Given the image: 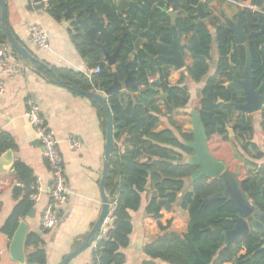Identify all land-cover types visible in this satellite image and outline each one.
<instances>
[{
    "label": "trees",
    "instance_id": "trees-1",
    "mask_svg": "<svg viewBox=\"0 0 264 264\" xmlns=\"http://www.w3.org/2000/svg\"><path fill=\"white\" fill-rule=\"evenodd\" d=\"M128 1L102 0L103 15L99 12L95 0H48L46 9L56 22L62 21L66 5L72 9L69 18L79 15L82 19H88L86 24H72L71 30H68L70 39L80 57L87 60L89 69L100 67L98 74L89 77L65 68H52V72L46 70L52 80L68 83L74 88L72 92L76 95L79 94L76 89L103 92L112 84L113 73L104 61L102 48L112 54L121 40L120 57L115 66L117 80H125L127 65L136 81L135 87L106 98L112 115L114 147L106 171L104 191L110 204L115 203V206L109 214L106 237L99 240L92 249L94 264L125 263L121 250L128 247L129 235L132 232L129 212L139 209L140 194L145 192L148 183L153 195L145 212L156 221L159 235L144 246L143 254L148 260L143 264H154L153 261L156 260L165 264H264V249H260L262 242L258 235L249 234L224 246L223 236L213 231L230 230L232 223L228 220L239 216L227 198L204 204L205 200L223 192L221 180L216 178L209 181L206 177H201L191 182V191L183 192L184 181L195 172V167L182 164V156L175 150L187 156L192 152L171 130L155 131L163 115L157 103L160 93L164 94L173 110H181L189 103L188 88L184 85L182 77L177 85H169V69L160 71L148 67L140 61L141 53L133 60L130 57L140 40L147 41L144 49L149 54H156L158 49L149 39L146 32L148 28L162 41L169 39V21L161 8L172 0H135L139 8L131 24L122 18V15L126 14L128 19ZM188 1L191 4L197 2ZM190 29L201 39L200 47L193 51L195 62L189 72L193 81L198 82L207 73L210 36L206 28L200 25H192ZM218 35V74L229 78L228 71L232 66L235 77L241 78L244 60L242 47L235 46L236 41L229 30H220ZM0 41L6 43L1 27ZM12 53L18 58L14 51ZM89 56L90 59H87ZM34 64L36 69L44 73V68L38 65V62ZM157 71L160 75V88L151 82ZM229 101L236 104L241 102L240 88L233 85L224 89L210 78L202 89L198 108L207 150L215 160L223 162L226 169L235 175L247 199L257 210L264 213V166L242 161L234 152V140L243 151L250 153L253 159H261L263 153L251 143L253 130L247 117L237 116L230 127L235 110L228 105ZM91 103L96 108L101 128L104 130V111L95 102ZM261 126L264 132V118ZM227 128L233 133L232 139ZM177 135L182 141L192 140L191 134L181 133L180 130H177ZM14 148L11 136L1 132L0 156ZM10 177L12 182L17 181L13 188V197L20 199L1 227V233L8 239L12 238L19 220L26 217L33 207L29 195L32 193L30 188L36 181L31 170L20 161L13 163ZM174 204H179L188 214L189 221L185 233L170 230L169 222L166 226L160 222V212L169 211ZM207 228L211 229L210 233L206 231ZM24 249L27 264H46V252L39 234L28 233Z\"/></svg>",
    "mask_w": 264,
    "mask_h": 264
},
{
    "label": "crops",
    "instance_id": "crops-1",
    "mask_svg": "<svg viewBox=\"0 0 264 264\" xmlns=\"http://www.w3.org/2000/svg\"><path fill=\"white\" fill-rule=\"evenodd\" d=\"M6 8L9 29L37 59L38 65L44 68V73L36 69L34 65L37 63H25L10 50V62L17 64L18 74L11 78H4L5 90L0 94V133L5 132L13 139L15 148L11 150V165L15 161L22 162L31 170L35 180H41L45 190L41 201L32 204V208L35 209L33 217H29L27 214L19 222L24 221L27 224V234L32 232L41 236L43 249L46 252V264H58L64 256L83 242L101 212L99 182L104 164L106 127L104 130L101 128L96 108L91 100L80 94H74L71 89L61 85L59 81L52 80L45 72L52 68H65L87 76L91 71L87 66V60L80 57L75 50L70 39V32L62 21L56 22L42 6L41 9H36L32 0H6ZM36 25L46 30L50 41L49 49H37L28 43V28ZM143 43L144 41L141 40L137 46L141 47ZM135 54L134 51L130 59ZM185 61L190 66L191 58L188 54H186ZM211 62L213 63V54ZM211 73H213V64L208 70V74ZM188 74L186 70L173 71L169 69L167 79L169 85L175 86L183 75L187 77L184 85L188 88L190 99L186 108L173 110L172 115H167L159 98L157 102L163 115L160 117L155 131L169 129L182 144L185 141H182L177 135V130L192 135L190 115L193 111L197 113L199 111V107L192 111L188 110L192 104L191 89L188 83L191 78ZM153 81L154 78L151 79V82ZM203 84V81L197 84L199 93L196 96V105L199 104ZM29 96H34L38 100L46 125L54 131L59 141V150L64 160L65 177L70 188L67 202L58 210V223L49 231H43L39 221L40 212L48 201L49 174L40 144L24 118L25 102ZM251 116L252 143L264 154V138L259 129V115L252 114ZM235 117H233L230 127L234 123ZM186 118H189V126L184 123ZM70 134L81 142L79 150L74 151L69 148L66 138ZM233 148L242 161H251L258 166H264V156L261 159H253L250 153L243 151L238 144H235ZM175 151L181 154V163L187 164L190 155ZM2 156L3 154L0 156V264H17L10 259L8 253L12 238L8 239L2 234L1 227L20 198L16 200L13 197V188L17 181L12 182L10 177L12 176V166L7 165ZM191 182L190 178L184 181L183 192L190 191ZM20 187L22 186L20 185ZM152 195L153 190L150 189L148 183L145 192L140 194L139 209L129 212L132 232L129 235L128 247L121 250L125 256L124 264H143L145 260H148L143 254V248L159 235L156 221L145 212ZM160 214V222L163 226L169 222L170 230L178 233L186 232L189 218L187 212L182 210L179 204H174L169 211L162 210ZM91 256L92 248L90 247L70 264H86ZM153 262L154 264H165L157 260Z\"/></svg>",
    "mask_w": 264,
    "mask_h": 264
},
{
    "label": "water",
    "instance_id": "water-1",
    "mask_svg": "<svg viewBox=\"0 0 264 264\" xmlns=\"http://www.w3.org/2000/svg\"><path fill=\"white\" fill-rule=\"evenodd\" d=\"M32 2L36 5V9H41V0H32ZM112 2H114V0H112ZM95 4L101 15H103L102 0H95ZM178 6V0H174V5L172 9L174 14L170 15L171 19L175 18V12L177 11ZM138 8L139 5L135 0L128 1L126 10L129 14V20L127 21L128 24H131L134 21L135 13ZM197 12H199V7L197 8ZM71 14L72 9L68 5H66V11L63 15L62 23L68 30H71V26L73 23L86 24L88 21L87 18L82 19L79 15H75L72 18H69ZM0 27L4 31L6 43L9 46L10 50L14 51L25 63L38 62L37 59L27 50V48L15 38L14 34L9 29L7 22L6 0H0ZM171 29L173 30L175 29V27L172 26ZM146 32L152 35V33H150L149 28L146 30ZM121 47L122 41L120 40L118 46L112 54L102 48L104 61L107 66L111 67V71L113 73V82L106 90H104L102 93H99L85 92L76 89V91L80 95L98 104L103 109L104 114L106 116L104 164L99 182V192L101 196L102 206L97 221L95 222L91 230L88 232L83 242L76 249L72 250L70 253L64 256L58 264H70V262H72L75 258L81 255L88 248H90L92 243L97 238L105 219L109 215L110 202L109 197L104 191V180L106 177V171L114 147V141L112 115L107 105L106 98L111 96L112 94L122 91L123 89L135 87L136 85L135 78L128 70L127 65L125 66V80L123 82H119L117 80L115 66L117 63V59L120 57ZM170 51L172 57L168 58L166 61L173 66L174 71H179L183 67V62L181 59V54L179 52L175 30H173V41L170 46ZM144 54L148 58V61L152 59V57L149 56L147 53ZM88 59H90V56L88 57ZM48 72H52V69H48ZM158 79L159 75L157 74L156 81L154 82V84L157 85L158 88H160ZM250 82V80L240 82L235 81L238 87L243 91V100L245 102L243 104H231L234 106L235 109L240 111L241 116L243 114H253L261 109L262 99L259 97L258 92L254 91L253 86ZM59 83L71 90L74 89L73 87H70L66 82L59 81ZM159 99L163 104L165 113L167 115H172L173 108L168 104L163 93H160ZM190 120L192 124V140L184 142L183 144L192 152V154L187 160V164L196 168L195 172L190 176V179L194 181L196 179H199L200 177H206L209 179L219 178L223 185V192L210 197L208 200H205L204 204H207L209 201L212 200L227 198L239 214L238 217L232 220H228L232 223V228L230 230L222 231L221 229H214L213 231L223 236L224 246L233 243L237 239L244 238L249 234L258 235L262 242V246L260 247V249H264V213L257 210L255 206L247 199L245 194L241 191L235 175L226 169L223 162L215 160L209 154L207 150L206 137L204 134L202 122L200 120L199 114L196 111H193L191 113ZM227 130L229 132H232L229 128H227ZM11 153L12 152L10 150L3 153L2 158L6 161L7 165L12 164ZM34 213L35 209L32 208L29 211L28 216L33 217ZM206 231L210 233L211 229L207 228ZM26 234L27 224L24 221L19 222L8 247L10 259L16 262L17 264L26 263V257L24 252Z\"/></svg>",
    "mask_w": 264,
    "mask_h": 264
},
{
    "label": "flooded vegetation",
    "instance_id": "flooded-vegetation-1",
    "mask_svg": "<svg viewBox=\"0 0 264 264\" xmlns=\"http://www.w3.org/2000/svg\"><path fill=\"white\" fill-rule=\"evenodd\" d=\"M178 2L179 6L177 8V11L175 12V18H170V15L174 14L172 11L174 0H172L170 4L165 5L161 8V11L165 13L169 21L167 30L169 39L162 41L159 37L155 36L154 33L150 32L154 37L148 33L151 43L158 49L155 52L156 54H149L146 49H144V45L147 43V41L143 40V45L141 47H139L138 45V48L136 47V54L131 60H133L137 54L141 53L142 56L139 59L148 67L157 68L160 71L164 70L165 68L173 70V66L166 60L172 57L170 46L173 41V30H175L177 44L183 62V67L179 71L186 70V73H189L192 70L195 62V59L193 58V51L199 48L201 43V39L198 34L190 28L192 25H200L203 28H206L210 36L207 73L203 77H201L198 82L193 81L190 73L188 74L190 77L188 75L187 76L191 78L190 80L196 84L203 81V87L210 78H213V82L223 87L224 89H227L229 86L233 85H236L238 87L235 81L240 82L250 80L254 91L258 92L259 97L262 99L261 109L253 114L259 115V129L264 138V132L261 126L264 118V0H197L195 4H191L188 0H178ZM198 7L199 12H197ZM122 18L125 20H129V14L128 19L126 14H123ZM172 26H174L175 29L172 30ZM224 29H227L232 33L234 40L236 41L235 46H240L243 49L244 60L241 78L235 77V75L233 74L232 66H230V69L228 71V74L230 75L229 78L220 76L218 74V33L220 30ZM236 32L239 34V37ZM144 53H147L152 57V59L148 61V58ZM186 54H188L191 58L190 66L186 64ZM212 54L213 63L211 62ZM211 64H213V73L208 74V70ZM157 74L159 75V71L156 72L153 83L156 81ZM182 78L185 81L187 77L183 75ZM240 91L241 102L237 104H243L245 102L243 100V91L241 89ZM231 103L233 102L229 101L228 105L232 106L235 110L234 117L235 115L236 117L241 116L240 111L235 109ZM251 115L252 114H243L241 116H245L248 118L250 126L252 123ZM229 137L231 139L233 138L232 132H229ZM235 144L238 143H236V141L234 140V146ZM207 179L209 181L212 180L209 178Z\"/></svg>",
    "mask_w": 264,
    "mask_h": 264
},
{
    "label": "built area",
    "instance_id": "built-area-1",
    "mask_svg": "<svg viewBox=\"0 0 264 264\" xmlns=\"http://www.w3.org/2000/svg\"><path fill=\"white\" fill-rule=\"evenodd\" d=\"M41 6L44 10L48 8V0H41ZM29 44L37 49H49L50 41L46 30L41 26H30L28 28ZM100 67L96 66L91 69L87 75L98 74ZM18 74L17 64L10 62V48L0 41V94L5 90L4 78H11ZM24 118L32 129L35 139L39 142L42 149V156L47 164L49 174L48 201L40 212V227L43 231L52 230L58 223V210L67 202L70 195V188L67 183L64 171V160L59 150V141L53 130L48 127L41 115V108L38 100L34 96H29L25 102ZM66 142L71 150H79L81 142L74 135L70 134L66 138ZM32 193L29 195V201L36 204L41 201V197L45 192L40 179H36L34 186L30 188ZM115 203L110 204V210H113ZM109 225V215L105 219L100 232L92 243L93 249L99 240L106 237ZM93 256L90 257L86 264H94Z\"/></svg>",
    "mask_w": 264,
    "mask_h": 264
},
{
    "label": "rangeland",
    "instance_id": "rangeland-1",
    "mask_svg": "<svg viewBox=\"0 0 264 264\" xmlns=\"http://www.w3.org/2000/svg\"><path fill=\"white\" fill-rule=\"evenodd\" d=\"M188 83H189V87L191 89L190 91H191V97H192L191 98L192 104L190 105L188 110L192 111V109L199 107V104L196 105L197 104V97L196 96H198V93H199V86L197 84L193 83L191 80H189ZM184 123L189 126L190 125L189 124V118H186ZM185 124H184V126H186Z\"/></svg>",
    "mask_w": 264,
    "mask_h": 264
}]
</instances>
